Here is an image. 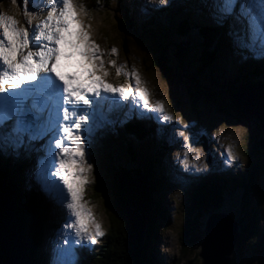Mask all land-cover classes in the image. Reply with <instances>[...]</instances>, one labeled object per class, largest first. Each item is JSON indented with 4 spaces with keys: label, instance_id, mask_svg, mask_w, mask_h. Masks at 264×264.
<instances>
[{
    "label": "rangeland",
    "instance_id": "rangeland-1",
    "mask_svg": "<svg viewBox=\"0 0 264 264\" xmlns=\"http://www.w3.org/2000/svg\"><path fill=\"white\" fill-rule=\"evenodd\" d=\"M83 2L74 0L77 21L103 53L104 68L108 72L106 82L127 89L130 83L134 86L130 74L135 71L142 82L140 86L147 89L150 101L161 102L164 113L171 117L172 123L162 126L155 122L152 126L153 136L140 143L135 142L137 137H132L129 143L132 148L129 150L123 136L124 125L129 119L122 124L120 121L124 118L121 119L119 115L127 112L131 121L137 118L133 117L130 106L113 109L110 118L116 123L102 137L98 136L94 143L90 160L93 168L87 176L88 183L83 195L84 207L101 226L104 236L99 238L96 245L77 247L72 256L73 264H82L84 256L97 250L106 235L111 218L108 208L112 204L106 197L108 166L123 165L134 159L131 168H149L152 160L158 158L163 162L164 176L160 177L159 192L154 193L153 197L166 207L169 220L168 226L160 219L156 220L157 223L152 221L151 237L145 236L143 246L148 242L151 263L209 264L199 257L200 238L207 213L196 208L194 200L201 183L214 176L228 174V177L243 178L244 185L249 184L252 188L245 189L244 186L242 191L229 199L223 197L228 202L222 211L231 214L242 225L250 222L254 226L252 232L248 228L246 238L233 251L232 264H264V149L260 147V142H264V128L256 118L241 113L231 97L233 88L243 83V78L252 75L254 82L264 81L263 60H253L257 64L249 65L251 59L242 60L234 55L221 32L216 59L209 67L210 55L200 48L195 25L213 26L206 19L199 0H171L169 6H159L160 10H154L146 4V0H111L109 9L97 4L92 10H87ZM119 2L131 5L135 21L141 29L137 38L134 34L120 31L112 9ZM187 5H194L195 10H188ZM37 6L38 3L28 5L30 9ZM23 10V0H17L16 4L11 0H0V13L12 15L18 21L24 20ZM191 17L194 29L185 37L178 28L182 21ZM154 18L156 24H153ZM178 46L184 47L183 50ZM112 48L116 49V54H111ZM109 61H114L115 66L110 65ZM160 64L171 68L172 77L165 75ZM203 66L204 70H201ZM117 67L121 68L119 75ZM72 71L75 69L71 68ZM255 74L263 75L256 78ZM107 107L106 104L105 109ZM118 116L120 121L117 120ZM147 121L155 120L144 119L145 126ZM186 124L190 126L185 133L190 140L188 146L184 147L183 137L178 136L177 131L183 130ZM229 152L235 159L226 165L224 159ZM37 155V152H32L30 157L26 156L33 163L31 172H34ZM23 156L25 154L22 152L18 158H0V168L12 170L23 161ZM24 168L25 165L21 170L25 172ZM159 169L154 167L153 170L158 174ZM27 179L29 181V175ZM26 181L25 178L27 184ZM36 194L45 207L60 216H53L46 227L37 218L41 224L39 235L42 236L37 242L25 237L26 247L29 251L39 243L42 255L34 264H50V259L55 258L50 242L54 238V243L56 239L57 230L64 222V213L52 206L40 192ZM253 214L257 216L256 219H252ZM60 243L63 245V240ZM0 264H7L2 256Z\"/></svg>",
    "mask_w": 264,
    "mask_h": 264
},
{
    "label": "snow or ice",
    "instance_id": "snow-or-ice-1",
    "mask_svg": "<svg viewBox=\"0 0 264 264\" xmlns=\"http://www.w3.org/2000/svg\"><path fill=\"white\" fill-rule=\"evenodd\" d=\"M199 2L234 55L242 60H264V0ZM23 3V21L0 13V158L43 152L31 183L64 213L50 264H73L77 247L96 245L104 236L84 207L83 195L93 168L94 143L116 123L110 118L113 109L130 106L134 118L154 119L162 126L172 119L161 102L150 101L135 71L130 74L134 86L130 83L127 89L106 82L103 53L77 21L74 0ZM37 3L34 9L28 7ZM146 4L160 10L159 6L167 7L171 0H146ZM111 54H116L115 48ZM108 63L115 66L114 61ZM68 67L75 71H62ZM116 71L119 75L121 68ZM128 118L126 112L120 123ZM189 127L186 124L177 131L184 147L190 140L185 134ZM233 159L229 152L224 163Z\"/></svg>",
    "mask_w": 264,
    "mask_h": 264
},
{
    "label": "trees",
    "instance_id": "trees-1",
    "mask_svg": "<svg viewBox=\"0 0 264 264\" xmlns=\"http://www.w3.org/2000/svg\"><path fill=\"white\" fill-rule=\"evenodd\" d=\"M83 1L87 10L96 8L97 4L104 6L106 9L111 7V0ZM112 9L115 12V18L119 22L120 31L123 33L126 32L134 34L135 38H137L141 29L138 28L137 22L135 21L134 13L131 10V5L119 2V4H117L116 7ZM187 9L192 11L195 10L194 5H187ZM192 19L193 17L182 21L178 28L179 32L185 37H187L194 29ZM153 22V24H156L157 20L154 18ZM195 26H197L196 31L200 39V48L205 53H209L210 55V60L207 65L211 67L212 63L216 59V52L220 44L219 35H221V31L213 27L201 25ZM159 46L161 47L162 43ZM178 47L180 50H183L184 48L181 46ZM250 62L255 63L253 60H250ZM160 67L167 77H172V70L170 67H168L166 64H160ZM204 67L205 66L201 67L200 69L204 70ZM261 75L263 74H255V77L260 78ZM251 77L252 75L248 78H243V82L253 80ZM119 116L121 119L124 118V115ZM119 116L118 118H120ZM128 119L129 121L126 123V125H124L123 128V136L127 140L128 149L131 150L132 147L129 143L132 142V137H137V140H134L135 142L137 141L140 143L147 137L151 135L153 136L154 130L152 126L147 128V126H145L143 123L133 122L130 120V117ZM128 152L131 153V151ZM131 162H135V160L130 159L129 162H125L123 165H110L106 170V197L112 202L108 208V212L110 213L111 217L109 226L106 230V235L102 244L94 252L86 254L82 260V264H153L150 261L151 252L147 248L148 242L140 250H135L128 247V230L125 213L126 208H131L140 214H144L147 225L146 235H149V237H151L150 229H152L153 226L152 221L157 223V221L160 219V222L164 221L167 223L169 219L166 207L163 206L161 201L158 199L156 200V198L153 197L154 193L159 192L160 177L164 176V174H162L164 169L162 165L163 162L160 158H158V160H152V162L149 164V168L145 167L136 169L130 167ZM24 163L25 162L16 165L12 170L0 168V189L11 192L16 197L17 217L25 232V236L31 237L37 242L41 237V235H39V225L41 224L38 223L37 218L41 221L42 226L46 227L51 223L53 216L57 217L60 215H57L54 211L52 212V210L47 206L45 207L39 201L37 196L30 192V186L26 187L24 184L25 178L27 180L30 169L28 165ZM22 164L25 165V172L23 169L21 170V167L24 166ZM154 167H160L158 174L154 172ZM20 180H23V182L20 183ZM244 186L245 189L252 188L249 184L244 185L243 178L228 177V174L216 177L214 176L206 183L200 184L197 195L195 196L194 206L209 214L214 211L224 212L222 211V208L226 206L228 200L224 201L223 197L225 199H229L236 192L242 191V187ZM243 207H245V203L243 204ZM229 215L232 216L231 214ZM242 216L243 214H241V218H243ZM252 216V219L257 218V216L254 214ZM237 221L240 226L239 244L246 238L248 228L250 227L252 232L254 226H252L250 222L242 225L239 220ZM30 226L32 228L31 232ZM36 226L38 230H36ZM203 236L200 239H203ZM41 255L39 243L37 246H32L29 250L28 264H34L35 261L41 258Z\"/></svg>",
    "mask_w": 264,
    "mask_h": 264
},
{
    "label": "water",
    "instance_id": "water-1",
    "mask_svg": "<svg viewBox=\"0 0 264 264\" xmlns=\"http://www.w3.org/2000/svg\"><path fill=\"white\" fill-rule=\"evenodd\" d=\"M231 97L241 113L256 118L264 128V81L243 82L233 88ZM260 147L264 149V142H260ZM16 202L11 192L0 189V256L7 264H28L27 240L17 217ZM208 214L204 221L199 257L209 264H232L231 255L240 239L239 223L221 211ZM125 215L127 245L131 249L140 250L146 236V217L131 208H126Z\"/></svg>",
    "mask_w": 264,
    "mask_h": 264
},
{
    "label": "bare ground",
    "instance_id": "bare-ground-1",
    "mask_svg": "<svg viewBox=\"0 0 264 264\" xmlns=\"http://www.w3.org/2000/svg\"><path fill=\"white\" fill-rule=\"evenodd\" d=\"M70 62V61H69ZM250 64L249 65H251V66H253V65H256L257 63L255 62V63H251V62H249ZM262 64H264V60H263V62H262ZM250 66V67H251ZM249 68V67H248ZM118 120V119H117ZM118 121H120V120H118ZM133 122H140V123H144V119H141V118H137V119H135V120H133ZM155 122L156 121H152V122H150V121H147V128H149V126H153L154 124H155ZM157 123V122H156ZM153 128V127H152ZM40 143H43V142H40ZM37 147H39V144H37ZM36 154V153H35ZM42 154H41V152H39L38 153V155H37V158L39 157V156H41ZM23 158V161H21V163H23V162H25L27 165H28V167H29V169H30V173H29V181H28V179H27V181L26 182H28L27 184L25 183V185H27V186H30V192H32L33 194H35V195H38V194H36V193H39V191H37V190H34V188H33V186L31 185V181H30V178H31V174L33 173V172H31V170H32V168H33V163H32V160H31V158H27L26 157V155L25 156H23L22 157ZM28 161V162H27ZM36 162H37V160H35L34 161V170H35V167H36ZM24 163V164H25ZM35 187V186H34ZM43 197V196H42ZM58 222V221H57ZM56 222V223H57ZM56 223L53 225V226H55L56 225ZM50 235V234H49ZM42 236V235H41ZM54 239V238H53ZM53 239H52V243L50 242V244L52 245L53 244V248H54V244H55V240H54V243H53Z\"/></svg>",
    "mask_w": 264,
    "mask_h": 264
}]
</instances>
